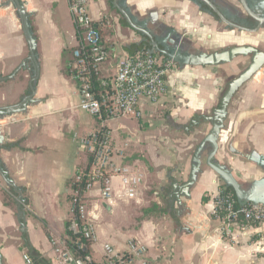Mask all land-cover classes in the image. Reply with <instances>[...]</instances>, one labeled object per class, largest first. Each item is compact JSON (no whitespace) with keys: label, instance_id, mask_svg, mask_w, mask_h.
I'll list each match as a JSON object with an SVG mask.
<instances>
[{"label":"crops","instance_id":"obj_1","mask_svg":"<svg viewBox=\"0 0 264 264\" xmlns=\"http://www.w3.org/2000/svg\"><path fill=\"white\" fill-rule=\"evenodd\" d=\"M22 2L36 39L40 70L33 81L34 96L26 109L0 118V132L4 136L0 143V252L3 264H28L24 254L31 255V248L48 264H64L55 254L51 239L66 237L72 216L73 180L78 169L89 163V155L74 140V134H88L96 129L97 121L78 107L81 93L71 76L72 50L78 43V33L69 1ZM89 6L110 51L109 59L101 66V76L112 77L119 61L129 54L128 48L149 38L124 23L114 0H89ZM122 7L138 25L145 24L153 34L162 17L177 20L186 32L202 34L207 29L204 22L210 16L191 0H125ZM136 32L140 36H135ZM210 36L217 37L219 43L240 44L232 33L215 36L212 32ZM248 43L264 51V29ZM228 64L194 68L180 65L169 76L160 101L146 103L148 113L138 119L140 128L144 129L143 123H149L157 110L164 107H169L173 122L180 126L189 124L190 120H183L186 117L209 110L211 113L218 106L226 82L216 67L224 69ZM35 70L17 10L9 0H0V106L17 104L31 93L30 81ZM237 97V114L230 120L228 107L219 143L224 135H230L229 144L240 152L231 153L230 165L237 180L248 189L264 178V166L247 158L249 154L264 158V67L233 99ZM201 125L207 131L211 127L209 123ZM113 137L118 146L129 142L123 161L139 165L144 179L133 199L118 196L124 191L118 178L114 179L116 197L111 204L98 198L96 190L91 192L99 205L95 220L97 238L90 249L98 264L103 261L104 244L125 249L133 237L148 246L147 256L152 264H264V226L252 229V234L242 237L239 243L230 241L225 247L217 232L220 220L213 214L223 180L210 167L202 165L196 183L185 195L181 188L189 178L192 157L186 160L187 153H173L159 144L153 134L126 138L113 132ZM151 191L158 192L152 198L161 200L159 212L154 216L143 214L138 220L140 214L136 209L141 205L150 208ZM126 201L132 207L129 212ZM119 225L137 233L121 234ZM119 235L123 240L116 237Z\"/></svg>","mask_w":264,"mask_h":264},{"label":"built area","instance_id":"obj_2","mask_svg":"<svg viewBox=\"0 0 264 264\" xmlns=\"http://www.w3.org/2000/svg\"><path fill=\"white\" fill-rule=\"evenodd\" d=\"M71 15L77 27L78 43L72 50L71 76L78 83L81 99L78 107L92 115L97 127L86 135L74 134L89 155V163L79 168L72 184L71 212L67 235L54 237L51 244L55 254L64 264H98L91 254V245L97 238L96 216L98 198L111 204L116 197L114 179L118 178L124 191L120 198L133 199L144 179L139 165L124 163L129 142L118 146L114 141L109 122L130 116L143 118L147 104H156L167 90L169 76L180 65L163 59L156 53L137 52L125 55L112 77L101 76V66L110 57L100 29L95 25L89 0H68ZM213 214L220 220L217 232L225 247L229 242L239 243L250 236L251 230L264 226V204H237L230 195L219 191ZM101 264H152L148 259V246L133 237L125 249L104 244ZM28 264H36L30 254H24Z\"/></svg>","mask_w":264,"mask_h":264},{"label":"water","instance_id":"obj_3","mask_svg":"<svg viewBox=\"0 0 264 264\" xmlns=\"http://www.w3.org/2000/svg\"><path fill=\"white\" fill-rule=\"evenodd\" d=\"M9 1L16 8L17 14L21 20L24 35L29 46L30 58L34 61L36 70L35 76L30 81L31 93L25 96L21 100V102L17 104L10 106H0V118L22 112L26 109L28 102H30L34 96L35 88L33 85V81L38 78L40 70L36 53V39L31 30L26 6L24 2H22V0ZM124 1L125 0H114V3L126 18L129 25L132 28L141 31L150 39L152 49H150L148 52L152 54L161 53L163 55H166L168 59H171L182 66H218L221 64L230 63L235 58L240 56L250 58V62L247 67L226 83V88L224 89L222 96L220 97L218 106L213 109L212 114H196L194 118L190 120L189 124L182 126L186 131H188V129L198 127L202 123H209L211 125L209 131L197 145L193 153L189 178L186 182L183 183L181 189L183 190L182 193H185V195L189 194L190 187L196 183L198 174L202 171V165L204 161L203 157L206 153V165L210 167L219 176V178L224 181L227 186H230L234 189L237 201L240 205H246L248 203L264 204V178L261 180H256L252 183L250 188L246 189L237 180L232 168L218 162L216 158L220 147V134L224 129L225 121L228 117L229 104L231 103L235 94L240 90V88L250 79H252L254 75L264 67V51L251 44H236L233 46H228L222 50H215L213 52L189 51L184 53L181 51L179 45H176L174 51H169L168 49H160L159 42L154 38L152 31H150L145 26V24L138 25L136 23V20L129 14L128 10L122 7V3ZM201 1L205 2L213 10V12L219 17V21L226 24L228 31L232 30L251 34L260 31L264 27V14L255 12L248 0H239V2L246 14L257 21V25L253 28L240 25L230 20L220 10L214 0ZM193 2L198 4L197 0H194ZM259 2L264 4V0H259ZM3 139L4 136L0 132V143H2ZM229 150L236 154L240 153L238 150L234 149L232 145H229ZM247 158L257 162L261 166H264V158L261 156H254L249 154ZM177 198H179L178 194ZM0 264H3L1 252Z\"/></svg>","mask_w":264,"mask_h":264},{"label":"rangeland","instance_id":"obj_4","mask_svg":"<svg viewBox=\"0 0 264 264\" xmlns=\"http://www.w3.org/2000/svg\"><path fill=\"white\" fill-rule=\"evenodd\" d=\"M218 2L219 5L229 8L234 14H236L239 18H245L246 12L242 8L239 0H215ZM204 22V25L207 26V29L204 30V33L198 34L196 32H186L185 29L182 27H179V23L175 19H167V17H162L159 20V27L154 29V34L158 37L165 38L167 42L170 43V46L179 45L181 42V45H184L187 47L191 52H213L215 50H222L228 46L236 45L235 42L226 41L225 43H219L216 39L209 37V35H212V32L217 35H221L222 33H232L236 38H238L237 42L240 44H249L248 42L252 40V38H258L260 34H262V30L264 27L256 32V33H242L239 31H228L227 26L224 22H221L217 20L213 15L209 14ZM166 18V19H165ZM135 36H140L139 33H135ZM170 39V40H169ZM213 42H212V41ZM223 44V45H222ZM164 60L167 59L165 56L162 57ZM171 60V59H170ZM250 62L249 57L240 56L234 63H229L228 65H225L224 69L221 67L218 71V74L228 82L231 78L238 75L242 70H244L247 65ZM180 64H178L179 66ZM182 66V65H181ZM180 68V67H179ZM194 68V66L192 67ZM226 82L224 83L223 89L226 88ZM190 84V83H188ZM186 83V85H188ZM224 91V90H223ZM221 96V95H219ZM219 102V100H218ZM217 104V103H216ZM218 105V104H217ZM238 97L236 99H233L231 103L229 104V110H230V120H234V117L237 114L238 111ZM217 107V106H216ZM211 110L205 111L203 113L210 115ZM169 107H164L163 109H158L154 118L149 120V123H143V128L141 129V122L130 116H124L120 118H116L114 120H111L109 122V127L113 130L114 134L122 135L123 137H143L147 134H153L156 141L159 142V144L167 146L169 149L173 151L175 154H179L180 152L187 153L188 156L186 160L190 159L193 156V153L197 147V145L201 142V140L204 138L205 134L208 132L204 127H195L200 128L196 129L193 127L192 129H188L186 131L180 124H177L173 122L171 113H170ZM192 118V117H191ZM190 117H186L183 120H189ZM187 122V123H188ZM229 138L230 135H224V137L220 140V147L219 151L216 155V158L218 162L231 167L230 165V156L232 155L231 150H229ZM165 148V147H164ZM127 151V150H126ZM184 157V156H182ZM204 166H207L205 163L206 159V153L203 157ZM181 161V160H180ZM181 168H183L182 163L179 165ZM222 185H224V181H221ZM154 193H157L156 191H151V193L148 194L152 198V195ZM160 193V192H159ZM153 202L150 206V208H145L142 205L136 209L137 213L140 214L138 217V220L142 218V216L145 215H152L154 216V213L159 212V202H161L160 199L156 200V197H153ZM126 205V211L129 212V209L132 210V207L128 205V202H125ZM164 214V211L162 212ZM138 216V215H136ZM157 219V218H156ZM121 223V222H120ZM121 225V224H120ZM119 225V231L121 234L125 233L126 231L133 232L135 229H130L127 226H123L121 228ZM118 226V224H117ZM137 231L133 234H136ZM118 239L123 240V238L119 236H116Z\"/></svg>","mask_w":264,"mask_h":264},{"label":"trees","instance_id":"obj_5","mask_svg":"<svg viewBox=\"0 0 264 264\" xmlns=\"http://www.w3.org/2000/svg\"><path fill=\"white\" fill-rule=\"evenodd\" d=\"M110 2H112V0H110ZM197 3L199 4L200 10L202 12L211 14L217 20H220L219 17L213 12V10L205 2H203L201 0H197ZM242 20H244V19H242ZM123 21H124L125 24L128 25V23H127V21H126V19L124 17H123ZM241 25L246 26V27H249V28H253V27H255L257 25V21L255 19L251 18V17H248L246 19V24L243 23ZM150 49H152V44L150 43L149 40L146 39L141 44H138V45L132 44L128 48V52H129L130 55H134L137 52H148ZM156 54L159 55V56H164L161 53H156ZM221 192H224L226 194H230L236 200L237 204H239L238 201H237V198H236L234 189L232 187L227 186L226 184H224V185L221 186ZM203 200L205 201L206 198L204 197ZM31 251H32L31 252V257L33 258V260H34V262L36 264H46V263L48 264V262L45 259H43L41 257V255L36 250H34V249L31 248Z\"/></svg>","mask_w":264,"mask_h":264},{"label":"flooded vegetation","instance_id":"obj_6","mask_svg":"<svg viewBox=\"0 0 264 264\" xmlns=\"http://www.w3.org/2000/svg\"><path fill=\"white\" fill-rule=\"evenodd\" d=\"M249 1V3H250V5L252 6V8H253V10L255 11V12H258V13H260V14H264V4H262L261 2H259V0H248ZM214 2L218 5V7L220 8V10L230 19V20H232V21H234V22H236V23H238V24H246V19L248 18V17H250L249 15H247L246 14V16H245V18H243L244 20H242V18H239L236 14H234L229 8H226V7H223V6H221V5H219L218 4V2H216L215 0H214ZM252 18V17H251ZM153 36H154V38L159 42V47H160V49H168L169 51H174L175 50V48H176V45L175 46H170V43L169 42H167L166 40H165V38H162V37H158V36H156L155 34H153ZM150 40V39H149ZM150 43H151V41H150ZM179 46H180V48H181V51L182 52H189L190 50L187 48V47H185L184 45H181V42H180V44H179ZM166 58H167V56L166 55H164ZM168 59V58H167ZM211 114H212V112H211ZM193 118H194V116H193ZM192 119V118H191ZM190 119V120H191Z\"/></svg>","mask_w":264,"mask_h":264}]
</instances>
